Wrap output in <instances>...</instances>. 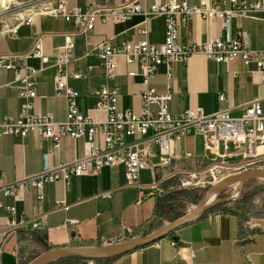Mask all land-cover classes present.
Wrapping results in <instances>:
<instances>
[{
  "label": "crops",
  "instance_id": "crops-1",
  "mask_svg": "<svg viewBox=\"0 0 264 264\" xmlns=\"http://www.w3.org/2000/svg\"><path fill=\"white\" fill-rule=\"evenodd\" d=\"M138 1L147 8L169 0ZM178 1L200 6L202 0ZM124 2L66 1L68 9L80 7L83 10L116 8ZM205 2V7L211 5L210 0ZM260 5L261 11L252 18H230L223 29L220 20L205 22L194 14L182 25L178 42L193 44L218 37L223 40L235 37L242 29L249 49L264 50V0H260ZM85 24V21H65L59 15L54 17L41 12L11 30L0 32V55H16L13 63L28 65L35 71L32 79L37 95L32 99L33 113L50 112L57 122L65 117L66 100L56 97L55 92L59 75L56 62L66 51V36L71 39L72 49L64 69L69 74L81 75L78 79L68 75L66 81L69 88L78 93L75 102L83 114L93 112L97 100L95 92L105 81L104 67L92 52L97 44L109 41L117 47L124 41L146 40L160 45L165 36L163 16L147 21L140 14L125 21L97 20L92 29L83 31ZM32 48L39 49L43 57H19ZM114 62L118 110L138 111L141 108L139 95L149 86L159 93L171 91L168 106L172 113L185 107H201L205 114L228 109L231 116L238 117L240 106L247 102L259 99L264 106L260 73L252 72L253 67H246L240 58L231 63H217L202 54H194L171 66L170 79L165 65L159 66L148 85L143 83L137 62L127 64L119 56ZM133 71L136 74L128 77ZM17 84L13 71L0 69V116L21 115L23 100L15 92ZM220 95L225 97L224 101H219ZM203 145L201 135H186L180 142L173 143L168 164L139 171L137 182L144 186L142 190L127 183L123 166H105L97 173L72 177L68 185L60 180L45 184L41 190L31 187L21 199L14 200L4 193L3 186L51 171L60 163L75 162L83 155L84 139L64 136L55 147L52 141L40 140L33 133L25 138L0 135V264H28L36 255L62 246H105L108 240L112 243L133 240L181 217L183 213L168 218L174 211L173 206L169 207L173 200L162 193L150 196L148 187L169 176L167 180L206 169L208 163L204 157H208L209 152ZM184 152H192L195 157H185ZM244 202L240 199L234 207H229V203L214 204L198 220L183 224L150 244L108 259L93 260L91 264H190L192 261L195 264H264V203L249 207ZM8 205L15 207V216L18 221L23 219L24 227L5 229L9 216L4 206ZM32 223L37 227L32 228Z\"/></svg>",
  "mask_w": 264,
  "mask_h": 264
},
{
  "label": "built area",
  "instance_id": "built-area-1",
  "mask_svg": "<svg viewBox=\"0 0 264 264\" xmlns=\"http://www.w3.org/2000/svg\"><path fill=\"white\" fill-rule=\"evenodd\" d=\"M124 1L121 7L83 10L80 7L68 9L66 0H62L55 9L47 12L54 17L59 15L65 21H85L83 31L92 29L97 20L107 21L109 18L116 22L128 20L135 14L144 16L146 21L155 16L165 18V36L160 45L141 40L132 43L124 41L117 47L109 41H102L95 46L92 52L104 67L105 81L95 92L97 100L92 113L83 114L79 111L75 102L78 93L67 85L68 75L76 79L81 77L79 73L69 74L64 69L71 56L72 43L69 36L65 37L66 51L56 62L59 75L55 94L56 97L65 98L67 109L64 119L59 122L50 112L44 115L32 112V99L37 95L35 81L32 79L34 69L22 63H13L12 58L16 55H0V69L13 71L18 82L15 92L23 100L20 116H0V135L25 138L33 133L40 140L52 141L55 147H58L60 138L64 136L84 139L83 155L75 162L60 163L51 171L18 181L12 186H3L4 193L14 200L21 199L31 187L41 190L45 184L60 180L68 185L72 177L91 175L105 166H123L127 183L142 190L144 186L137 182L139 171L168 164L172 158V144L180 142L186 135L203 137L204 150L209 152L208 157H204L208 163L206 169L216 166L218 162L226 165V170L239 173L264 169V106L261 100L255 99L241 105L238 117L231 116L228 109L205 114L201 107H185L178 113H172L168 106L171 91L159 93L149 86L139 95L141 108L138 111H122L116 107L119 92L114 83V59L118 56L127 64L137 62L141 67L140 74L144 77L143 83L148 85L159 66L165 65L166 76L170 79L174 63L185 61L194 54H202L207 60L217 63L242 59L246 67H253L252 72L260 73V88L264 93V50L249 49L242 29L238 30L235 37L223 40L218 37L193 44L178 42L182 25L192 15H200L205 22L218 19L223 29L230 18H252L261 11L260 0H220L219 3L210 0L211 5L208 7H205V0L201 1L200 6L169 0L167 3H154L147 8H143L138 0ZM228 3L230 7H226ZM27 56L43 57L37 48L19 55L21 58ZM134 74L135 71L127 75L132 77ZM224 99L223 95L219 96V101ZM152 106L155 110H152ZM230 144L234 151L229 150ZM183 156L195 157L192 152H184ZM235 161L239 163L233 164ZM169 178L151 184L148 187L151 191L149 195L161 193V184ZM236 197L234 193L230 201ZM4 209L9 216L5 229L16 230L25 226L23 219L17 220L14 206H4ZM31 227L36 228L37 224L32 223ZM190 264L195 263L192 261Z\"/></svg>",
  "mask_w": 264,
  "mask_h": 264
},
{
  "label": "rangeland",
  "instance_id": "rangeland-1",
  "mask_svg": "<svg viewBox=\"0 0 264 264\" xmlns=\"http://www.w3.org/2000/svg\"><path fill=\"white\" fill-rule=\"evenodd\" d=\"M62 0H12L7 8H3L0 5V32L11 30L19 23L26 21L28 18L41 14V12H48L49 10L55 9L59 2ZM67 1V0H66ZM20 15V16H19ZM229 150L234 151L229 145ZM219 163V162H218ZM239 163V161L233 162V164ZM211 171V172H209ZM239 173L235 170L225 169V166L216 164V166H211L209 169H200L195 174H181L175 176L174 178L167 180L165 183L161 184V193L167 196L169 193H175L179 190L191 191L190 196L194 195L202 197L204 191L210 187L212 184L219 182L221 179L227 177L229 174ZM193 193V194H192ZM236 193L237 197L234 201H227L226 204L229 207H234L240 199H244L245 206H253L255 204L264 203V179H249L247 180L238 194V186L232 185L227 187L224 191L220 193V198H227L233 196ZM192 194V195H191ZM245 194L246 196L242 195ZM171 199V198H169ZM172 200V199H171ZM172 215L168 218H173L174 216L189 212L188 209H192L195 205L191 200H173L170 206ZM168 208V207H167ZM185 212V213H184ZM92 262V261H90Z\"/></svg>",
  "mask_w": 264,
  "mask_h": 264
},
{
  "label": "water",
  "instance_id": "water-1",
  "mask_svg": "<svg viewBox=\"0 0 264 264\" xmlns=\"http://www.w3.org/2000/svg\"><path fill=\"white\" fill-rule=\"evenodd\" d=\"M218 164L226 166L224 164ZM257 178L264 179V169L257 168L255 170H247L240 173L227 175V177L208 187L204 191L202 197L192 207L190 212L172 221H169L166 225L161 226L157 230L147 235L139 236L133 240H124L123 242L116 243H112L110 240H108L105 246L77 245V247L62 246L60 248H51L33 257L28 264H47L50 261L60 259L62 257H79L81 258V264H88L90 260L93 261L108 259L121 255L124 252L137 249L140 246L150 244L153 241L168 235L169 233L183 226V224L198 220V218H200L207 209L212 207V205L230 201L231 198L228 196L227 198L219 197L220 193L227 189V187L237 185L238 194H240L242 186L247 180ZM172 239L175 240L176 238L173 236Z\"/></svg>",
  "mask_w": 264,
  "mask_h": 264
},
{
  "label": "trees",
  "instance_id": "trees-1",
  "mask_svg": "<svg viewBox=\"0 0 264 264\" xmlns=\"http://www.w3.org/2000/svg\"><path fill=\"white\" fill-rule=\"evenodd\" d=\"M190 191L187 190H179V191H175V193L172 194H168L166 197L171 198L172 200H191L193 203H197V201L201 198V196H199L197 194L194 195V197H191L190 195ZM244 196H246L245 194H242ZM170 199V200H171ZM220 204H226V202L220 203ZM172 206V205H171ZM47 264H81V258H77V257H62L60 259H56L53 261L48 262Z\"/></svg>",
  "mask_w": 264,
  "mask_h": 264
},
{
  "label": "bare ground",
  "instance_id": "bare-ground-1",
  "mask_svg": "<svg viewBox=\"0 0 264 264\" xmlns=\"http://www.w3.org/2000/svg\"><path fill=\"white\" fill-rule=\"evenodd\" d=\"M12 0H0V5L3 8H7L6 6L8 5V3H10ZM20 16V15H19ZM212 199V198H211Z\"/></svg>",
  "mask_w": 264,
  "mask_h": 264
}]
</instances>
